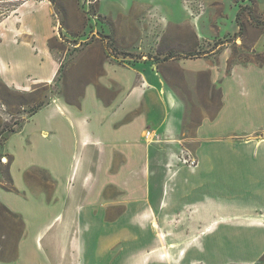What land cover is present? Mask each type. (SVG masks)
<instances>
[{
  "label": "rangeland",
  "instance_id": "rangeland-1",
  "mask_svg": "<svg viewBox=\"0 0 264 264\" xmlns=\"http://www.w3.org/2000/svg\"><path fill=\"white\" fill-rule=\"evenodd\" d=\"M25 3L42 4L0 0V39ZM43 3L55 61L49 82L27 73L11 87L0 77V188L11 207L0 202V264H264V211L236 200L231 212L211 211L208 199L193 205L204 190L193 185L196 168H166L171 154L199 159L207 144L203 155L230 159L215 173L216 196L230 201L244 191L240 178L254 180L237 159L258 155L253 146L264 142L263 129L247 132L264 126L244 108L254 84L231 81L226 110L207 123L222 103L219 81L234 66L255 67L264 78V0ZM243 7L252 16L242 12L240 36ZM5 40L0 53L7 55ZM139 85L143 95L130 99ZM166 92L177 103L172 137L161 130ZM56 103L68 112H41ZM250 141L253 148L241 146ZM11 183L16 193L4 189ZM252 191L237 199H255Z\"/></svg>",
  "mask_w": 264,
  "mask_h": 264
},
{
  "label": "crops",
  "instance_id": "crops-1",
  "mask_svg": "<svg viewBox=\"0 0 264 264\" xmlns=\"http://www.w3.org/2000/svg\"><path fill=\"white\" fill-rule=\"evenodd\" d=\"M14 17L16 21L15 23H12L9 29H7L8 32L1 33L0 48L4 47V39H6V49L8 54L5 55L0 53V77L6 84L11 87L21 86V76H24L27 73L33 74L38 79V81L45 83L49 82L50 76L48 69H50L52 64H55V61L50 55L48 46H46V34L50 18L48 6L45 3H42L31 7V5L25 3L18 7V9L14 13ZM32 45H35L36 50H38L37 53H35ZM260 72L263 71H260L255 67H242L239 65L234 66V68L232 69V75L226 76L219 81L220 88L222 90V106L216 114L215 118L213 120H210L207 124L215 122L220 116L223 115L224 111L226 110V86H228L231 81L235 80L238 77H240L241 80H243V82L247 85L254 84V87H252V89L250 90L245 101L246 107L244 108L248 117L250 116L256 119L261 118L259 120L261 122H264V78H262L261 75L259 76ZM239 74L240 76H237ZM250 75H253V77H250ZM144 91L145 89L142 85L135 86L130 90L129 98L138 100V98L140 99V96L143 95ZM169 96H171V94L169 92H166L165 98L167 100V105L169 104L168 108L170 111L161 126V130L163 135L172 137L173 135H175V131H177L178 119L176 116L177 109L175 108V106L177 107V103L174 104L173 97L171 96L170 99ZM42 110L49 111V118H51V112H53V110L55 112L58 111L55 109V104H50L46 107H43L41 109V112ZM68 110L65 112H59L66 113L68 112ZM204 125H206V123H202L198 126L197 136L199 139L204 138V136L200 134L201 129ZM124 128H130L129 130H131V128H133V123L130 122L128 123V125L126 124ZM260 128L264 130L263 126L248 130L247 132ZM243 133H246V131L239 130L237 134ZM149 136V133L144 134V138L148 139ZM255 143L256 145L253 146L252 141L245 142L241 143V146H244L245 148L248 146H253L254 149H256L258 155H252L246 158L241 156L237 158L240 162H247L249 168L245 174H247L248 178L254 180L251 181V184H247L244 183V178H240L242 184H244V188L242 189L244 191L239 194H233L232 197L234 198H232L230 201L222 200L213 192L214 185L216 184L215 173H217V171H220V168L222 170V167L218 166L223 164L222 161L227 162L229 158L216 156L211 152H208V155H203L205 153V149L207 148L205 147V145L207 146V144H204L200 149L199 159L197 158L198 166L196 167V170L192 175L194 180L193 185H198L199 188H203L204 190L198 191L197 193L193 194V197L191 198L194 201L192 202L193 205L200 204L208 199L209 203L214 205L213 207H211V211L231 212L233 210H238L234 209L232 206L233 204L231 203L232 201L236 200L245 203L248 209L264 211V206H262L259 202L261 197L264 198V183L262 182L264 180V169L261 170L259 168L261 160L264 158V142L260 141ZM72 169L74 170V166ZM232 169L239 170L233 167ZM238 174L242 176V174L244 173L239 172ZM10 176L15 188L19 190L20 187H18L19 185L16 177L13 176V174H10ZM248 189H250L251 191L253 190L251 192L252 195L250 196L256 197L255 199H252L250 201H242L240 199H237L239 198L237 196H242V193L245 194L246 190ZM4 193L5 192L0 188V202L6 205L8 208H11L9 206V202L3 198ZM11 196H14V194H11ZM152 224H155V222H153ZM220 226H229V223H222L218 225V227Z\"/></svg>",
  "mask_w": 264,
  "mask_h": 264
},
{
  "label": "built area",
  "instance_id": "built-area-1",
  "mask_svg": "<svg viewBox=\"0 0 264 264\" xmlns=\"http://www.w3.org/2000/svg\"><path fill=\"white\" fill-rule=\"evenodd\" d=\"M35 1H39L40 3H43L47 0H35ZM190 2V1H188ZM193 15V14H192ZM197 18V17H196ZM197 19H195L194 21L196 22ZM181 165V166H186L189 168H196L198 165V161L197 159L187 153L181 152L179 154H171L169 156V160L168 163L166 165L167 171L170 172L171 168L174 167L175 165Z\"/></svg>",
  "mask_w": 264,
  "mask_h": 264
},
{
  "label": "trees",
  "instance_id": "trees-1",
  "mask_svg": "<svg viewBox=\"0 0 264 264\" xmlns=\"http://www.w3.org/2000/svg\"><path fill=\"white\" fill-rule=\"evenodd\" d=\"M247 9V11H248V13L250 14V17L252 16V10L251 9H249V8H247V7H243V8H241V10L240 11H238V13L236 14V24H237V26H238V28H239V35L240 36H242L243 35V32H244V30H243V25L241 24V22H240V16H241V14H242V12L244 11V10H246ZM248 14V15H249ZM234 54H235V51H234ZM232 57H233V52H232ZM258 55H256V61L254 62L255 64H257V65H261V62L260 61H258ZM249 61H244L243 63H248ZM233 64H236V63H233ZM228 67L231 65V62H228ZM221 106H222V103H220V106H219V109H218V111L220 110V108H221ZM40 108V107H39ZM218 111L216 112V114L218 113ZM216 114H215V116H216ZM215 116L211 119V120H213L214 118H215ZM10 178V177H9ZM9 180H11V178L9 179ZM4 189L6 190V191H12V192H17V190L14 188V186H13V184L11 183V186H9V187H4ZM8 213V212H7ZM9 214L12 216V217H15L16 215L15 214H13V213H10L9 212ZM262 258H264V255H263V257ZM260 262H262L263 263V259H260L259 260Z\"/></svg>",
  "mask_w": 264,
  "mask_h": 264
},
{
  "label": "bare ground",
  "instance_id": "bare-ground-1",
  "mask_svg": "<svg viewBox=\"0 0 264 264\" xmlns=\"http://www.w3.org/2000/svg\"><path fill=\"white\" fill-rule=\"evenodd\" d=\"M169 98L171 99V96H169ZM55 109L56 110H58V111H60V112H65V111H67L68 110V108H67V106L65 105V104H60V103H56L55 104ZM76 169V167L74 166V170ZM155 226V224H153V227ZM163 238V236H159V239H161V240H163L162 239ZM163 248H166V247H163ZM162 248V245H161V248L160 249H163ZM24 252V251H23ZM26 252H24V254H25ZM152 254H153V251L151 252Z\"/></svg>",
  "mask_w": 264,
  "mask_h": 264
}]
</instances>
